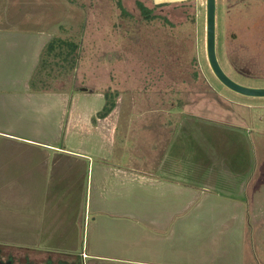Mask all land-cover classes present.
I'll return each mask as SVG.
<instances>
[{"label": "rangeland", "instance_id": "rangeland-1", "mask_svg": "<svg viewBox=\"0 0 264 264\" xmlns=\"http://www.w3.org/2000/svg\"><path fill=\"white\" fill-rule=\"evenodd\" d=\"M136 1L160 18L144 20ZM121 3L127 16L116 0H0V132L20 138L0 135V264H21L23 257L25 264H264V99L233 94L213 77L205 0ZM54 37L78 44V64L70 79L50 78V90L33 93L28 81ZM216 56L233 82L264 89V0H216ZM106 92L118 97L112 118L90 126L80 108L94 118ZM160 115L174 118L172 131L182 123L187 163L203 168L199 190L218 192L214 201L182 205L185 212L172 213L162 226L142 189L136 196L142 202L128 205L114 240L102 244L91 235L83 204L75 251H63L68 244L57 241L51 251L47 237L21 246V239L36 240L34 233L20 234L23 216L33 228L37 219L58 214L45 202L53 165L37 166L36 146L21 139L99 155L98 144L80 146L69 129L111 141L118 116H131L128 159L137 164L148 157L147 127L155 129ZM211 174L219 177L214 183Z\"/></svg>", "mask_w": 264, "mask_h": 264}, {"label": "crops", "instance_id": "crops-1", "mask_svg": "<svg viewBox=\"0 0 264 264\" xmlns=\"http://www.w3.org/2000/svg\"><path fill=\"white\" fill-rule=\"evenodd\" d=\"M14 62L16 63L15 59L9 61L10 64H14ZM80 109L83 117H86L88 121L90 119L91 126L93 114L86 112L83 108ZM112 114L105 119L96 120V122H106L112 118ZM158 118L159 123L155 129L152 126H149L150 129L147 127V131L151 130L152 135L146 136L148 157L146 156L145 160L144 156L140 158V155H137V158H140L135 161L137 164H132L128 159V157H132L128 152L132 153L134 149L130 140L135 135L132 127L127 128L131 116L125 117L124 120L123 117L118 116L111 130V134H113L111 141H103L100 136L82 135L75 129H69L67 135L75 138L80 146L87 141L98 144L99 148L94 149H97V152L101 151L99 155L66 150L53 144L30 140L27 136L21 139L24 143L36 146L32 149L34 150L32 155L37 157L36 161L39 162L36 164L37 166L47 168L48 163H52L53 170L51 177L49 176L51 189L49 193L51 194L46 197L45 202L50 209L58 210V214H49L45 223L42 218L37 219L33 228H31L33 223H29L28 219H24L23 216L20 234L24 237L28 233H34L33 236L36 237V240L29 242L21 239V243L23 241L21 246L33 245L42 237H47L44 241L51 244L47 245V249L52 251V243L58 242L68 244L62 249L63 251H75L78 219L83 204L85 212L88 211V217L86 215L85 219L92 229L91 235L95 236V239L100 238L102 244L107 239L114 240L110 236L117 235L118 231L125 227L123 221L127 216L125 213H128V205L133 204L134 201L142 202L141 198L136 197L142 189L148 191L146 202L152 205L150 215L153 216V219H161L162 226L166 224V220L170 221L172 213L177 217L185 212L181 210L182 205L199 204L205 200L214 201L218 192L199 190L202 189L199 188V186L201 187L199 183L204 177L203 168L187 163V144L179 135L182 123H179L178 127L172 131L174 118L165 115H160ZM0 135L20 139L3 132H0ZM96 156H100V158ZM85 164L87 165L86 177L82 174ZM60 169H62L61 174ZM35 178V187H37L38 193H41L39 190L42 188L41 176L36 174ZM218 179V176L210 175V182L214 183ZM139 219V217L136 219L138 224L141 222L138 221ZM62 235L67 236L66 239L65 237L59 239ZM44 241L42 240L40 246L44 245ZM83 254L88 258V255ZM24 259L23 257L19 260L21 264H25L27 261Z\"/></svg>", "mask_w": 264, "mask_h": 264}, {"label": "trees", "instance_id": "trees-1", "mask_svg": "<svg viewBox=\"0 0 264 264\" xmlns=\"http://www.w3.org/2000/svg\"><path fill=\"white\" fill-rule=\"evenodd\" d=\"M167 1V0H159ZM116 5L123 16L127 13L122 6L121 0H116ZM140 16L144 20L159 19L160 17L152 15L153 10L148 9L142 2L136 1L135 3ZM165 4H159L155 7H161ZM162 19V18H161ZM165 21V19H162ZM78 51L79 46L76 42L63 39L60 37L52 38L41 50L37 66L29 80V89L33 93L46 92L49 89L50 78L61 77L70 79L73 71L78 64ZM56 75V76H55ZM48 80V81H47ZM117 93L106 92L103 95L104 103L100 111H98L92 123L95 124L96 120L105 119L115 109V102L117 100Z\"/></svg>", "mask_w": 264, "mask_h": 264}, {"label": "water", "instance_id": "water-1", "mask_svg": "<svg viewBox=\"0 0 264 264\" xmlns=\"http://www.w3.org/2000/svg\"><path fill=\"white\" fill-rule=\"evenodd\" d=\"M205 55L213 77L226 90L245 98L264 99V89L238 85L223 72L218 62L216 56V0H205Z\"/></svg>", "mask_w": 264, "mask_h": 264}]
</instances>
